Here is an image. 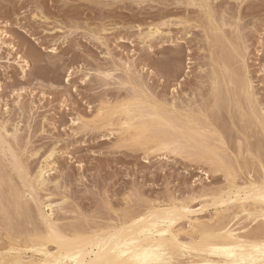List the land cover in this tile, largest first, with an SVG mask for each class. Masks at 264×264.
Segmentation results:
<instances>
[{"label":"rangeland","instance_id":"1","mask_svg":"<svg viewBox=\"0 0 264 264\" xmlns=\"http://www.w3.org/2000/svg\"><path fill=\"white\" fill-rule=\"evenodd\" d=\"M143 1L0 0V122L7 125L11 133L19 126L16 139L9 138L8 141L14 140L13 149L23 158L22 161H25L28 171L33 175L42 166L47 154L55 149L51 159L55 168L47 175L53 183L49 185L48 191L38 192L42 201L45 199L47 202L46 198L50 194L54 195L51 199L55 202L67 197L65 209L93 217L105 213L107 204L117 210L125 209L128 205L132 206V210H137L145 203L143 201L165 202L169 198H186L187 201L203 190L224 185L223 176L208 175L210 166L186 157L191 149H185V157H182L167 151L151 150L153 144L135 141L136 138L122 130L124 117L119 110L111 119L112 125L107 126L98 117L102 108L105 112L112 106L118 109L121 104L139 96L147 105L170 109L174 104L178 109L177 114H189L204 123L205 118L202 116L207 113L204 107L209 105L213 112L209 111V115H215L220 129L228 136V145L234 148L235 138L243 135L241 130L244 128L235 117L239 116L235 113V101H231V107L228 108L223 88L219 85V91L214 90L213 80L219 76L221 82L222 78L217 68L218 60L224 59L235 79L246 78L247 75L249 81H254L252 88L256 97L258 95V108L264 111V0H242L239 3L236 0H208L210 3L198 7L199 10L185 3L184 6L175 4L173 0H145L144 4H140ZM164 2L167 5H162ZM223 7L225 13L226 8L231 9L227 11L231 15H225ZM219 12L228 20L230 16L229 21L236 24L232 23L231 27H223L222 30L220 19L223 17L219 18ZM217 14L218 17H215ZM102 27L108 32H99ZM154 27L159 28L160 33L151 37L148 33ZM220 32H224L222 36ZM133 84H137V87ZM234 90L237 92L236 99L241 100L238 88ZM119 95L124 99L123 102ZM162 98L169 101V105ZM241 104L247 110L244 99ZM233 115L235 120L231 119ZM81 122L89 131L84 126L80 129ZM244 125L249 127L247 123ZM163 130L165 135L175 134L172 130ZM258 130L253 127L250 128L251 132L247 130V142L253 151L259 150L264 161V135ZM182 141L185 142L181 138ZM5 156V170L12 179L15 178L13 182L22 191L28 190L21 186L13 167L9 166L12 165V159ZM125 199L129 201L128 204ZM29 202L37 214L33 201ZM199 203H192V208L201 207ZM53 213L54 218L58 215L55 219L62 223H67L66 218L76 215L59 211ZM212 213L210 217L216 211L210 210L201 213L203 216H196L200 218V215L201 220L208 221ZM63 216L66 218L63 219ZM0 220L2 223L1 217ZM187 222L181 227H187ZM23 225L21 228H24ZM1 234L5 235V232L0 229V237Z\"/></svg>","mask_w":264,"mask_h":264},{"label":"bare ground","instance_id":"2","mask_svg":"<svg viewBox=\"0 0 264 264\" xmlns=\"http://www.w3.org/2000/svg\"><path fill=\"white\" fill-rule=\"evenodd\" d=\"M144 1L140 4H144ZM237 1L239 3L242 0H236V2ZM173 2L182 5L185 3L184 5L197 8H202L203 4L206 5L210 3L208 0H173ZM164 3L162 5H167V3ZM212 9H214V6ZM222 9H224L223 11L225 13V8L223 7ZM189 11L188 13H190ZM209 11H211L210 8ZM227 11H231V9L227 10L226 8V13ZM203 12L207 14L205 11ZM219 14V18L224 16L221 15L220 12ZM227 14L229 15L230 12ZM212 16L214 17V15ZM215 17H218V14L215 15ZM229 18L231 19L230 16ZM225 19L228 20V17L226 18L225 16V18L223 17L220 19L221 28H226L227 26L231 27L235 23L229 21L230 19L228 20L229 22ZM203 22L205 23V21ZM165 23L168 24L169 22ZM200 26L202 27V25ZM96 28L97 27H95V29ZM222 30H224V28ZM226 30H229V28ZM102 31L108 32L105 27L99 32ZM141 31L140 33H142ZM217 31H219V29ZM225 32L228 33L227 31ZM159 33V28H155L154 30L150 29L148 34L154 37ZM161 33H163V31ZM223 33L224 32H222V34ZM222 34L220 32L221 36ZM204 36H206V34H204ZM157 38L159 39V37ZM233 46L237 47V45ZM243 55L245 57V54ZM232 59L234 58H231V60ZM223 60H218L219 64L216 62L219 66L217 67L219 68V74L222 77L221 82L219 81L220 77L216 76L213 80V85L216 91L219 85L223 88L224 95H226L227 98L226 104L229 105L228 108L231 107V101H235L234 105L237 112L233 108L232 109L239 116L233 115L231 119L233 118V120H235L238 118L239 123L241 122L244 129L243 131L241 130V133H243V135H241L243 137L237 135L235 138L234 148L228 145V136L220 129V126L217 124L218 120H215V115H209L213 112L210 111L211 106L207 104L208 107H204L207 108V113L203 112V114H205L202 116L205 118L204 123H200V121L195 120L193 117L189 116V114H177L178 109L174 104H170V109L154 104L147 105V102L139 98V96L136 98L131 96L134 100L132 99L133 101H130V99L128 102L121 104L118 109L112 106L113 108H109L106 110L107 112H105V109L102 108L98 115V117L109 126L112 125L111 119H113V116L116 115L118 113L117 110H119L124 117V119H122L123 122H121L122 130L127 132L129 136H133L134 139L136 138L135 141L145 145L153 144L154 147H152L151 150L167 151L170 154L182 157H185V149H191L190 152L187 151L188 153H186L187 158L198 160L204 165L207 164V166H210L208 175H221L224 177L225 184L221 185V187L203 190L199 194L189 197L190 199L187 201L186 198L185 200L169 198L165 202L143 201L145 203L141 204V208L139 206L140 209L138 208L137 210H132V206L129 207V205L128 207L126 206L127 208L125 207V209L117 210L112 205L107 204L105 206L107 210L105 213L99 214L97 212L98 214H95V216L93 215V217L89 215L85 216L74 210L65 209L67 197L63 198L61 201L55 202L51 199L54 195L50 194L46 198L47 202L44 201L45 199L42 201L38 197L40 196L38 192L40 190L48 191L49 185L53 183L47 175L55 168L54 161L51 162V159H53L55 155V149H52L50 153L47 154L42 166L39 167L37 173L33 175L28 171L29 169H27L28 167H26L24 163L25 161H22L23 158L21 159L19 153L13 149L12 142L14 140H9L11 144L8 141L9 138L16 139L19 126L16 127V131L11 133L6 127L7 125L0 122V217L3 223H0L2 224L0 229L5 232V235L1 234L0 237V264H153L154 259L159 255L156 250L160 249L161 246L162 250L168 253L167 257H161V259H170L172 264H264V161L258 149L253 151V147L251 146L252 148H250L247 142L248 134H246L247 130L251 132L250 128L253 127V129H260L264 135V117L262 116L264 111L261 112L258 108L259 104L256 99L258 95L256 97V93L254 94L255 91L253 92L252 88L254 87L252 85L254 81H249L247 75V79L245 77H237L238 79H235L229 65ZM177 70L180 72L179 69ZM176 78L178 77L176 76ZM122 80L123 78L121 81ZM126 80L127 79H125V81ZM142 81L144 80L142 79ZM127 82H129V80ZM135 82H137V80H135ZM125 85H129V83ZM135 87H137V84ZM236 88H238L239 95L242 96L241 100L243 101L244 99V103L246 102V105H244L245 107L247 106V110L242 108V101L236 99L237 92L234 90ZM134 89L136 90V88ZM223 92H221V94ZM145 93L147 92L145 91ZM128 95L129 94H127L126 97H128ZM136 95H138V93ZM123 97L126 98L125 96ZM215 97H212V99ZM162 99L164 100V98ZM123 101L124 99L122 102ZM160 101L162 102V100ZM160 101L158 103H160ZM165 101L166 100H164V102ZM222 109L224 108L222 107ZM170 111H172L171 114L169 113ZM209 111L211 113H209ZM225 113L227 112L225 111ZM234 116L236 118H234ZM90 121L94 122L96 120L90 119ZM245 123L249 124L248 128L246 127L247 125H244ZM81 124H83V122H81L80 125ZM82 126L88 129L85 125H81L80 129ZM163 129L168 131L172 130L175 134L168 133L165 135L163 134ZM82 130L84 129L82 128ZM94 131L96 130L94 129ZM98 131L99 130H97V132ZM181 138L184 139L185 142L182 141L181 143ZM245 142L248 145H246ZM5 155H8V157L12 159V165L10 164L9 166L13 167V172L20 179L21 186L28 190L22 191L18 184L13 182L15 178L13 177L14 179H12L8 171L5 170V165H7L4 164L5 161L3 156ZM32 156L35 155L33 154ZM164 197H166V195ZM29 200L33 201L38 212L37 214L35 210L31 208L32 205L30 206L31 202H29ZM132 200L134 201V199ZM125 201L128 204L129 201L126 199ZM197 201L200 202L199 204L201 207L193 209L191 204ZM210 210H215L216 213L213 217H210L213 213L209 214L208 217L211 219L208 221L201 220L202 217L200 215L199 217L201 219L196 216ZM55 211H59L66 215H76L74 217L69 216L71 218L63 216V219L66 218L68 222L66 223L64 221L62 223L55 219L58 216L57 214L54 218L55 213L53 212ZM23 221L25 222L24 224H27L28 228L22 224ZM186 221H188V226H182L184 227L182 228L181 225ZM22 225L24 228H21ZM236 226L241 227L236 228ZM163 231H166L168 234L164 236L160 235L159 233Z\"/></svg>","mask_w":264,"mask_h":264},{"label":"snow or ice","instance_id":"3","mask_svg":"<svg viewBox=\"0 0 264 264\" xmlns=\"http://www.w3.org/2000/svg\"><path fill=\"white\" fill-rule=\"evenodd\" d=\"M160 235L164 236L168 233L166 231L160 232ZM159 255L154 259L153 264H172V261L170 259H161V257H167L168 253L166 251L162 250V246L160 249L156 250Z\"/></svg>","mask_w":264,"mask_h":264}]
</instances>
